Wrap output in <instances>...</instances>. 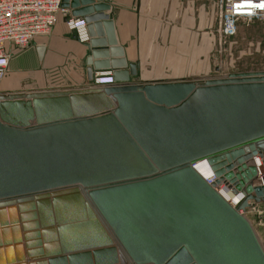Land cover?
Instances as JSON below:
<instances>
[{"label": "water", "instance_id": "obj_1", "mask_svg": "<svg viewBox=\"0 0 264 264\" xmlns=\"http://www.w3.org/2000/svg\"><path fill=\"white\" fill-rule=\"evenodd\" d=\"M87 23V87L0 92V264H264L241 213L264 201V71L134 79L104 0ZM75 37L76 34H75ZM111 68L112 83L94 72ZM245 199L234 207L194 164Z\"/></svg>", "mask_w": 264, "mask_h": 264}, {"label": "crops", "instance_id": "obj_2", "mask_svg": "<svg viewBox=\"0 0 264 264\" xmlns=\"http://www.w3.org/2000/svg\"><path fill=\"white\" fill-rule=\"evenodd\" d=\"M104 1L110 4L107 13L128 62L140 65L146 57V73L184 74L176 78H146V81L196 79L189 74L195 72L193 65L198 53L213 52L220 21L218 0ZM9 49L12 57L8 73L0 81V92L75 89L92 83L90 47L67 27L64 14L59 15L49 34L37 37L23 50L11 45ZM165 60H172L170 69L165 66ZM96 70L93 69L94 74ZM259 234L264 240V224Z\"/></svg>", "mask_w": 264, "mask_h": 264}, {"label": "built area", "instance_id": "obj_3", "mask_svg": "<svg viewBox=\"0 0 264 264\" xmlns=\"http://www.w3.org/2000/svg\"><path fill=\"white\" fill-rule=\"evenodd\" d=\"M219 5L218 32L221 37L234 35L241 19L264 20V0H219ZM60 14L66 16V24L70 30L74 31L80 42L89 41L87 23L81 17L69 15V8L62 5V0H0V81L9 70L12 57L9 46H14L17 50L27 48L34 39L52 31ZM113 81L112 69L99 70L94 74L95 85ZM250 163L257 169L256 183L264 185V153L258 152L250 159ZM210 169L211 173L208 177L202 176L210 185H213L217 181V176L212 167ZM214 188L221 194L222 189L230 190L232 196L227 200L234 207H237L246 197L244 191L234 192L224 182L215 184ZM259 204H251L245 211L240 210V212L246 215L255 213L264 224L262 219L264 209Z\"/></svg>", "mask_w": 264, "mask_h": 264}, {"label": "rangeland", "instance_id": "obj_4", "mask_svg": "<svg viewBox=\"0 0 264 264\" xmlns=\"http://www.w3.org/2000/svg\"><path fill=\"white\" fill-rule=\"evenodd\" d=\"M213 45L212 53H198V59L193 65H196L195 72L190 73V77L204 80L205 78L228 76L230 73L264 71V20L241 19L237 24L235 34L226 37L220 36L217 27ZM171 63H173L172 60L164 62L168 69L172 67ZM179 76H184V74L146 73L145 57L142 59L134 79L146 80V78H176ZM259 206L264 209V202H261ZM248 216L253 221L256 230L259 231L263 225L260 222V217L255 213ZM262 217L264 222V213Z\"/></svg>", "mask_w": 264, "mask_h": 264}, {"label": "bare ground", "instance_id": "obj_5", "mask_svg": "<svg viewBox=\"0 0 264 264\" xmlns=\"http://www.w3.org/2000/svg\"><path fill=\"white\" fill-rule=\"evenodd\" d=\"M210 165L206 159H200L196 162L195 168L196 170L203 175L204 177H208V175L211 173ZM222 194L226 199H230L232 196V192L230 190L222 189Z\"/></svg>", "mask_w": 264, "mask_h": 264}, {"label": "trees", "instance_id": "obj_6", "mask_svg": "<svg viewBox=\"0 0 264 264\" xmlns=\"http://www.w3.org/2000/svg\"><path fill=\"white\" fill-rule=\"evenodd\" d=\"M247 20H252V19H247Z\"/></svg>", "mask_w": 264, "mask_h": 264}]
</instances>
